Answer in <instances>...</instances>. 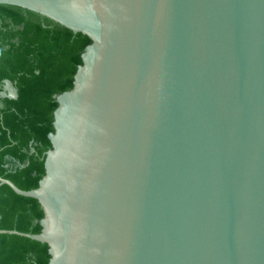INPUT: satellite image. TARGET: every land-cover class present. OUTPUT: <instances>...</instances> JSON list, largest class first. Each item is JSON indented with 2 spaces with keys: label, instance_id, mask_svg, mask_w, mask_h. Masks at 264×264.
<instances>
[{
  "label": "water",
  "instance_id": "95a60500",
  "mask_svg": "<svg viewBox=\"0 0 264 264\" xmlns=\"http://www.w3.org/2000/svg\"><path fill=\"white\" fill-rule=\"evenodd\" d=\"M0 4L92 40L38 187L0 177L42 229L0 233L49 264H264V0Z\"/></svg>",
  "mask_w": 264,
  "mask_h": 264
},
{
  "label": "trees",
  "instance_id": "16d2710c",
  "mask_svg": "<svg viewBox=\"0 0 264 264\" xmlns=\"http://www.w3.org/2000/svg\"><path fill=\"white\" fill-rule=\"evenodd\" d=\"M91 38L18 6L0 4V90L5 81L17 97L0 96V177L23 190L45 175L48 135L54 131L57 96L74 86ZM44 211L33 197L0 186V230L40 233ZM49 246L0 233V264H49Z\"/></svg>",
  "mask_w": 264,
  "mask_h": 264
},
{
  "label": "rangeland",
  "instance_id": "374dc122",
  "mask_svg": "<svg viewBox=\"0 0 264 264\" xmlns=\"http://www.w3.org/2000/svg\"><path fill=\"white\" fill-rule=\"evenodd\" d=\"M5 87L6 89H4L1 93L2 96L14 97L15 87L10 82H7Z\"/></svg>",
  "mask_w": 264,
  "mask_h": 264
},
{
  "label": "flooded vegetation",
  "instance_id": "af4514ba",
  "mask_svg": "<svg viewBox=\"0 0 264 264\" xmlns=\"http://www.w3.org/2000/svg\"><path fill=\"white\" fill-rule=\"evenodd\" d=\"M10 82V81H9ZM6 83H7V81H5L4 82V84L2 85V89L0 90V96L1 97H5V96H2V91L4 90V89H6V87H5V85H6ZM11 84H12V82H10ZM13 86H14V84H12ZM15 87V86H14ZM17 89H16V87H15V91H16ZM10 98H15V97H10Z\"/></svg>",
  "mask_w": 264,
  "mask_h": 264
}]
</instances>
